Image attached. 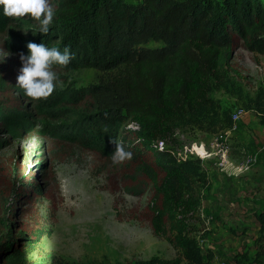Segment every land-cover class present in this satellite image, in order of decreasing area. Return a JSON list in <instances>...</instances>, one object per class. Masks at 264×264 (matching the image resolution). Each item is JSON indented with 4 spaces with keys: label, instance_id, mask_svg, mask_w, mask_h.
I'll list each match as a JSON object with an SVG mask.
<instances>
[{
    "label": "rangeland",
    "instance_id": "1",
    "mask_svg": "<svg viewBox=\"0 0 264 264\" xmlns=\"http://www.w3.org/2000/svg\"><path fill=\"white\" fill-rule=\"evenodd\" d=\"M36 24L26 15L0 31V218L11 222L15 234H40L30 250L32 242L26 246L24 264H135L151 256L174 258L172 245L152 233L151 183L141 175L132 178L129 160L118 163L116 171L102 170L99 153L76 134L92 124L96 113L84 92L96 83L97 71L54 65L58 80L46 99L25 95L17 84L19 54L28 52L29 41L66 45L58 34L54 39L33 34ZM209 97L212 104L176 121L177 158L197 166L195 148L215 150L216 135L230 127L228 159L239 163L250 153L257 158L233 180L217 168L221 176L211 179V173L197 166L192 180L200 206L189 226L200 251L213 254L210 264H235L243 258L246 263L264 247L255 218L264 204V55L236 46L228 78L211 80ZM239 108L244 113L234 122ZM111 132L104 136L108 143L118 139L115 129ZM0 264H6L2 257Z\"/></svg>",
    "mask_w": 264,
    "mask_h": 264
},
{
    "label": "trees",
    "instance_id": "2",
    "mask_svg": "<svg viewBox=\"0 0 264 264\" xmlns=\"http://www.w3.org/2000/svg\"><path fill=\"white\" fill-rule=\"evenodd\" d=\"M51 2L56 28L46 34L53 39L58 34L75 53L66 67L97 71L96 83L84 92L96 113L92 124L76 134L99 153L102 170L116 171L114 141L104 137L115 129L119 140H114H122L133 153L132 178L141 175L154 188L152 233L177 252L174 258L151 256L135 264H210L213 254L200 251L189 226L200 206L192 180L200 159L196 166L177 158L175 124L213 103L211 80L228 78L236 46L264 55V0ZM12 19L0 9V31ZM149 42L160 45L149 47ZM158 142L163 150L155 147ZM255 214L264 242V204ZM1 233L0 257L6 264H24L26 246L32 242L30 250L40 237L15 234L5 218H0ZM244 260L235 264H264V247L252 260Z\"/></svg>",
    "mask_w": 264,
    "mask_h": 264
},
{
    "label": "clouds",
    "instance_id": "3",
    "mask_svg": "<svg viewBox=\"0 0 264 264\" xmlns=\"http://www.w3.org/2000/svg\"><path fill=\"white\" fill-rule=\"evenodd\" d=\"M0 9L5 16L12 18L29 17L37 24L33 34L49 33L54 23L55 9L51 0H0ZM28 52H21L19 59L22 62L20 71L16 77L17 84L23 89L25 95L35 99H46L56 87L57 73L54 65L67 66L75 53L69 50L67 45L63 51L58 47H48L44 43L29 41ZM3 58H0L2 61ZM114 141L115 147L111 153L113 164L130 160L133 156L125 143L121 140Z\"/></svg>",
    "mask_w": 264,
    "mask_h": 264
},
{
    "label": "built area",
    "instance_id": "4",
    "mask_svg": "<svg viewBox=\"0 0 264 264\" xmlns=\"http://www.w3.org/2000/svg\"><path fill=\"white\" fill-rule=\"evenodd\" d=\"M243 113H244L243 109H241V108L237 109L236 112H234V114L232 115L233 121L236 122L241 117V115ZM230 128L225 129L216 135L215 150L210 151V153H207V151H205L203 148H200V150L195 148L197 155L201 158L209 156L212 153H215L216 155H218V157H219V161H217L218 167L220 168V170L225 172L226 175H228L229 177L237 176V175H240L242 173L249 171L251 169L252 165L256 162V158H257L255 153H250V154H247L244 157V159L242 161H240L239 163H233L228 159V156H227L228 141H227V139L231 133ZM155 147H157L158 150H163L165 148V146L162 142H158L155 145Z\"/></svg>",
    "mask_w": 264,
    "mask_h": 264
},
{
    "label": "crops",
    "instance_id": "5",
    "mask_svg": "<svg viewBox=\"0 0 264 264\" xmlns=\"http://www.w3.org/2000/svg\"><path fill=\"white\" fill-rule=\"evenodd\" d=\"M207 153H210V151H207ZM212 155H213V153L210 154L209 156L204 157V158L199 157V159H200V165H202L203 168L205 170H207L206 172H207L208 175L211 173V176H210L211 179H213L215 177V180H217V177L216 176L217 175H220V174L221 175H224V177H226V178L232 179L231 177H228V175H226L225 172H223L222 170H220V168L218 167L216 158L213 157ZM212 158L214 159V161H212L213 160ZM216 168L221 172V173L219 172L220 174H218L217 172H215V169ZM235 179H238V178H235Z\"/></svg>",
    "mask_w": 264,
    "mask_h": 264
}]
</instances>
